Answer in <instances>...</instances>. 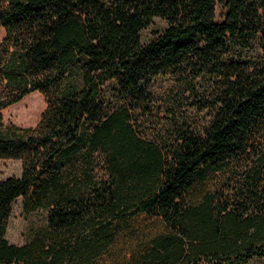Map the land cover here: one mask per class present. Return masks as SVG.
<instances>
[{
    "label": "trees",
    "instance_id": "1",
    "mask_svg": "<svg viewBox=\"0 0 264 264\" xmlns=\"http://www.w3.org/2000/svg\"><path fill=\"white\" fill-rule=\"evenodd\" d=\"M154 17L166 26L143 41ZM0 25V158L21 161L0 180V264L264 258V0H0ZM162 76L189 98L157 101ZM33 91L36 124L5 123ZM18 197L47 210L22 245L5 237Z\"/></svg>",
    "mask_w": 264,
    "mask_h": 264
},
{
    "label": "rangeland",
    "instance_id": "2",
    "mask_svg": "<svg viewBox=\"0 0 264 264\" xmlns=\"http://www.w3.org/2000/svg\"><path fill=\"white\" fill-rule=\"evenodd\" d=\"M166 21L161 17H154L151 23L141 31V39L148 41L154 36V33L165 28ZM5 35V29L0 25V40ZM113 83L108 82L105 87V94L108 98L112 97ZM155 98L159 102H170L181 100L182 97H187L184 94L182 87L169 76L158 78L153 86ZM176 104V103H175ZM177 106V105H173ZM181 109L188 111L192 123L199 120V116L194 110L186 108V104L181 105ZM45 108V100L41 93L33 91L25 95L18 102L3 109V119L5 123H14L20 127L33 126L38 121L42 111ZM21 161L19 159H4L0 158V180L9 176H20ZM223 181V176L216 174L204 183L211 189L216 188ZM23 199L18 197L12 204L11 215L8 219L5 237L10 243L22 245L33 238L34 234L47 226V210L37 209L30 213H25L22 207ZM133 227L141 225L145 229H158L160 223L158 220L141 216L135 221L129 222ZM129 233L120 237L114 247V252L117 254L130 252L136 242L130 241ZM120 252V253H118ZM247 264H264V258H253Z\"/></svg>",
    "mask_w": 264,
    "mask_h": 264
}]
</instances>
